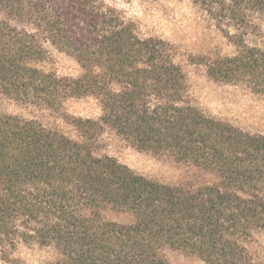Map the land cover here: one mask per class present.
I'll use <instances>...</instances> for the list:
<instances>
[{
  "label": "trees",
  "instance_id": "obj_1",
  "mask_svg": "<svg viewBox=\"0 0 264 264\" xmlns=\"http://www.w3.org/2000/svg\"><path fill=\"white\" fill-rule=\"evenodd\" d=\"M193 2L236 48L207 62L209 77L264 96V46L251 41L264 0ZM0 14L2 96L54 113L96 97L102 123L132 146L194 171L178 186L154 182L96 154L98 122L67 115L76 141L2 114L0 264H22L11 257L18 240L53 248L58 261L49 264H170L167 250L207 264H260L251 244L264 234V136L195 107L168 43L142 39L102 0H0ZM44 39L74 57L82 76L38 67ZM108 209L134 222L107 221Z\"/></svg>",
  "mask_w": 264,
  "mask_h": 264
},
{
  "label": "rangeland",
  "instance_id": "obj_2",
  "mask_svg": "<svg viewBox=\"0 0 264 264\" xmlns=\"http://www.w3.org/2000/svg\"><path fill=\"white\" fill-rule=\"evenodd\" d=\"M118 11L128 22L134 23L142 39L163 40L173 48L176 63L187 78L189 100L207 116L229 123L244 132L264 136V96L254 94L245 86L215 81L207 74V62L219 56H232L236 48L224 37L217 24L193 0H102ZM0 18L3 15L0 14ZM260 32L252 37L253 43L264 46V17L258 21ZM33 31V28L29 27ZM44 38V37H43ZM44 59L38 67L59 77L79 78L81 64L51 41H42ZM19 116L37 120L44 126L58 130L76 141H82L80 132L67 121L72 118L91 119L103 130L96 140V154L111 157L128 166L137 174L165 185L178 186L191 180L194 171L171 160L139 151L115 130L103 124V108L96 97L71 99L63 113L20 105L0 94V115ZM213 180V178H210ZM107 221L120 224L134 222L132 215L105 210ZM254 258L264 264V234L251 244ZM11 257L22 264H49L58 261L57 252L51 247L18 240ZM170 264H207L201 258L180 251L167 250ZM1 264H4L3 262Z\"/></svg>",
  "mask_w": 264,
  "mask_h": 264
}]
</instances>
